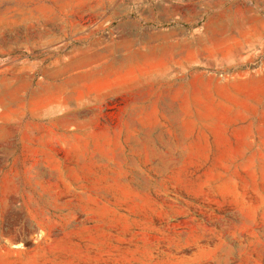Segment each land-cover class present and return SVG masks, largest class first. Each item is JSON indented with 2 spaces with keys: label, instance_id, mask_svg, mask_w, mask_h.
Instances as JSON below:
<instances>
[{
  "label": "rangeland",
  "instance_id": "obj_1",
  "mask_svg": "<svg viewBox=\"0 0 264 264\" xmlns=\"http://www.w3.org/2000/svg\"><path fill=\"white\" fill-rule=\"evenodd\" d=\"M0 264H264V0H0Z\"/></svg>",
  "mask_w": 264,
  "mask_h": 264
}]
</instances>
